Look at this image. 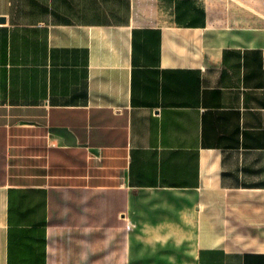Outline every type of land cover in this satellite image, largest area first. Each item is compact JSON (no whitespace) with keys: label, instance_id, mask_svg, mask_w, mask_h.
<instances>
[{"label":"crops","instance_id":"obj_1","mask_svg":"<svg viewBox=\"0 0 264 264\" xmlns=\"http://www.w3.org/2000/svg\"><path fill=\"white\" fill-rule=\"evenodd\" d=\"M0 264H264V0H0Z\"/></svg>","mask_w":264,"mask_h":264}]
</instances>
